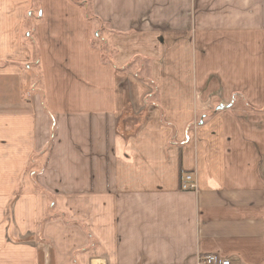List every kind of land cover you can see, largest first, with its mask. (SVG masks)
<instances>
[{
  "label": "crops",
  "instance_id": "obj_1",
  "mask_svg": "<svg viewBox=\"0 0 264 264\" xmlns=\"http://www.w3.org/2000/svg\"><path fill=\"white\" fill-rule=\"evenodd\" d=\"M90 1L124 71L92 47L87 7L41 0L33 45L34 0H0V264H264V0ZM36 45L44 101L19 65ZM143 58L154 107L127 72ZM127 77L126 115L150 112L130 134ZM211 87L231 103L200 123Z\"/></svg>",
  "mask_w": 264,
  "mask_h": 264
},
{
  "label": "rangeland",
  "instance_id": "obj_2",
  "mask_svg": "<svg viewBox=\"0 0 264 264\" xmlns=\"http://www.w3.org/2000/svg\"><path fill=\"white\" fill-rule=\"evenodd\" d=\"M72 1L75 2V4H77V5L88 8V12H89L90 16L92 17V19H88V18L87 19L94 23L93 34H92V41L94 44H92V47L96 50H99L102 53L101 61L103 62V64L115 66L116 71H119V72L124 71L125 69H123V70L119 69L115 65L116 53H115V50L113 49V47L111 46V40L113 38L114 32L111 31L110 28H108L105 23H103L100 19H98V17L95 14H93L91 4H90L91 1L90 0H72ZM34 5H35V8H34L35 14L31 18H29L30 17L29 16L26 19V23H28L27 26H29L28 27V30L30 33L29 37L25 38L23 36L24 40H27V41L29 40V42L33 45L37 44V42L34 39L35 34H34L33 30H34V27H36V24L38 21L37 20V12L42 6L41 0H34ZM25 33H27L26 30H25ZM33 49H34V56L30 60V62L19 64V65L23 66V69L28 74V77L26 78V84H25V89H26L25 97H26V95L28 97H31V95L42 97V95H43V101H44L45 95L43 92V85H42V81H41V71L42 70H41V64L38 63V60L40 59L39 47L36 45V47L34 46ZM10 63L13 64V62H10ZM4 66H5V63L0 62V68L4 67ZM149 66H150L149 60L143 58L142 60H139V62H136L135 65L131 66V68L127 69V72L132 71V70L138 71L137 75L139 78H138V80L135 79V81H138L137 85L138 86H140V85L145 86L146 84H149V86L153 89V91H154L153 96L152 97L150 96L149 98L147 97L148 99H147V101H145V103L149 104V106H151V107H154L158 103V94H157V86L154 85L153 83L150 84L149 81L147 80ZM125 76H128V73H126ZM127 84H128V77L123 79L122 83L121 82L119 83L117 91H119V95H121V94L123 95V104H124L123 109H124V111H123V116L121 119V123L123 126L122 129L125 132V134H126V132H128L130 134V133H133L134 131H137L138 129H140L142 127L143 123L149 118L150 112L148 110L142 112L141 116L138 117L139 121H136L137 118H135V116L126 115L127 113H129L128 110H130V106H129L130 101H129V97L127 95V89H126L128 86ZM211 89H212V87H211ZM211 89L206 90L207 94H204V95H202L203 90L200 89L199 96H198L199 99L198 100L196 99V101H198V103H200V102L201 103H204V102L208 103L212 100L211 104H212L213 109L211 108L212 110L209 112L208 111L205 112V109H203V111H199L197 113V115H198L197 120H195V121H200V123H201L203 114L207 115L209 118H214V116L220 112L217 109V105L219 103L222 102L223 104L222 103L221 104L224 107V109H222L221 112H223V110H226L227 107L229 106L228 104L231 103V100H228V99L225 100L224 99V97L221 94V92H222L221 89L219 91L213 90V89L211 90ZM241 93H236L237 96L235 98L244 99V96ZM211 96H213L212 99H211ZM261 111H264V110H261ZM204 118H206V117H204ZM136 122H138L140 124L138 129L135 125ZM200 123L196 122L194 124L193 129L197 131V129H199L201 127ZM48 152H49V150H47V152L44 154L43 157L39 158V160L42 162V166H44L46 163V160L48 157L47 156ZM193 178H194V176H193ZM229 257H233V258L237 259L234 256H229Z\"/></svg>",
  "mask_w": 264,
  "mask_h": 264
},
{
  "label": "built area",
  "instance_id": "obj_3",
  "mask_svg": "<svg viewBox=\"0 0 264 264\" xmlns=\"http://www.w3.org/2000/svg\"><path fill=\"white\" fill-rule=\"evenodd\" d=\"M181 190L182 191H196L197 184L193 178V175L189 173H183L181 175ZM197 264H243L239 260L223 256L221 254H205L197 258Z\"/></svg>",
  "mask_w": 264,
  "mask_h": 264
},
{
  "label": "trees",
  "instance_id": "obj_4",
  "mask_svg": "<svg viewBox=\"0 0 264 264\" xmlns=\"http://www.w3.org/2000/svg\"><path fill=\"white\" fill-rule=\"evenodd\" d=\"M86 16H87L88 19H92V17L90 16V14H89V12H88V8L86 9ZM92 44H94L93 41H92ZM101 54H102V53H101ZM103 59H104V58H103Z\"/></svg>",
  "mask_w": 264,
  "mask_h": 264
}]
</instances>
